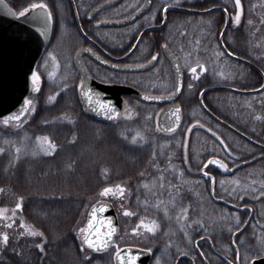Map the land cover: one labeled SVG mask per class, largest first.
Listing matches in <instances>:
<instances>
[{
  "label": "trees",
  "instance_id": "16d2710c",
  "mask_svg": "<svg viewBox=\"0 0 264 264\" xmlns=\"http://www.w3.org/2000/svg\"><path fill=\"white\" fill-rule=\"evenodd\" d=\"M241 3L243 15L239 24L234 22L237 12L234 0H194L192 8L203 11L227 8L230 20L224 37L227 50L264 74V0H241ZM173 15L175 23L184 24L175 28L173 51L206 69L197 68L198 79L191 73L185 75L180 101L184 125L178 132L169 136L162 133L157 127L162 109L137 101H131L127 108L131 117L125 114L126 117L114 123L88 120L80 107L76 76L68 61H63L61 75L67 81L58 79L52 83L44 73L34 97L36 111L29 121L16 128L0 123V148L5 149L0 153V189H3L0 207L14 209L19 197H23L22 207L16 211L17 228L27 224L43 233V236H31L18 233L21 228L8 230V244H0V264L108 263L105 256L86 259L88 251L81 246L78 235L87 210L101 198L99 194L107 186L126 185L128 208L135 213L132 221L141 218L157 221L158 236L164 238L199 229L202 206L207 214H214L210 198L217 194L210 193L212 180L208 176L202 184V170L211 172L215 181L235 179L246 185L247 165L231 178L219 176L223 169L218 165L203 168L212 158L222 160L229 168L242 165L251 159L254 148L209 117L200 107L199 94L211 86L259 89L262 76L245 64L231 61L222 52L218 39L225 24L223 12ZM216 63L229 71L230 65L235 66L232 73L241 70L242 74L236 75L233 83L219 85L217 69H213ZM222 92L231 93L214 91L204 96L207 108L251 140L264 141V100L250 113L245 108L247 97L263 96L264 91L240 95L243 97L237 99H222L218 96ZM53 95L55 100H49ZM219 107L227 108L228 112L220 111ZM194 110L206 120L198 118ZM192 114L197 118L192 119ZM137 132L141 136L133 143L132 137ZM39 136L53 140L57 145L54 153H34V140ZM17 147L21 149L19 159H16ZM246 192L237 190L232 195L245 197ZM182 208L187 209V219ZM2 223L0 219V226Z\"/></svg>",
  "mask_w": 264,
  "mask_h": 264
},
{
  "label": "flooded vegetation",
  "instance_id": "af4514ba",
  "mask_svg": "<svg viewBox=\"0 0 264 264\" xmlns=\"http://www.w3.org/2000/svg\"><path fill=\"white\" fill-rule=\"evenodd\" d=\"M5 1L17 14L31 3L39 2V0ZM193 1L43 0L52 13V32L49 46L56 47L62 72L63 61L69 62L76 76V91L84 115L85 112L81 106L79 96V85L84 79L75 65L78 54L82 55L83 64L91 78L99 84L129 86L148 95L167 97L174 91V72L164 56V45L166 44L167 48L181 63L185 85L186 70L183 68L181 57L173 51L175 28H181L184 24L181 22L175 23L173 14L189 13L190 10L203 11L192 8ZM144 9V13L135 20L123 25H114L130 20ZM46 51H44L45 54ZM157 54V59L152 60V56ZM224 55L231 61L236 62L225 53ZM102 61L118 68L114 69L102 65L99 63ZM150 63H153L152 68L143 72L133 73L121 70L122 67L125 68L126 66L145 67ZM234 70L235 66L230 65V71ZM263 81L264 78L262 77V86ZM153 86L157 88L149 92ZM181 98L179 100L180 104ZM123 100L125 103L124 112L117 119L118 121L124 118L130 102L137 101V99L126 97H123ZM137 102L144 104L140 101ZM145 105L162 109L158 117V123L163 112L171 106L170 104ZM208 111L210 110L208 109ZM255 142L262 144L264 147L263 140ZM253 148L252 157L247 162V196L242 198L233 196L232 192H236L235 190L230 188L228 191H224L221 187L222 181H212L210 183V193L217 194L210 198L214 203V214H207L205 206H202L199 213L201 220L199 229L186 230L180 232L179 235L164 238H159V232L150 236L149 242L152 245H150L151 258L149 264H254L256 260L264 258V255L261 254L264 248V195H261V191L264 190V148L256 145H253ZM241 168L239 166L228 167L224 169L228 172L225 173L220 170L218 173L219 176L231 178ZM203 172L204 170L200 172L203 178L202 184L206 183L207 178ZM227 193L231 195H226ZM100 200L103 199H98L96 202ZM111 203L114 205L113 202ZM127 209L129 210V208ZM237 218L240 221L239 223H237ZM121 231L120 227L117 238L121 235ZM133 232L139 233L140 231ZM123 236L126 240L119 245L120 250L129 247L143 249V251L149 249L129 239L130 235L124 234V232ZM138 236L141 241L143 236ZM115 242L113 248L108 252L92 253L86 250L92 259L105 256L108 262L111 261V254L115 251L112 258L114 263L117 249Z\"/></svg>",
  "mask_w": 264,
  "mask_h": 264
},
{
  "label": "water",
  "instance_id": "95a60500",
  "mask_svg": "<svg viewBox=\"0 0 264 264\" xmlns=\"http://www.w3.org/2000/svg\"><path fill=\"white\" fill-rule=\"evenodd\" d=\"M224 8L222 7H214L204 11H194L190 10L189 13L197 14V15H205L209 13H214L216 11H223ZM145 9L138 12L135 16H133L130 20L124 21L122 23H117L114 25H123L129 23L144 13ZM15 13L13 9L8 5L5 0H0V117L7 115L10 112L16 111L20 104L23 102L24 98H32L37 93L32 90L31 87V73L36 72L39 63L41 62L44 51L47 49L50 40H51V30H52V21L50 20L47 24V32L45 34L43 30V23L42 19L33 20V16L37 15V12L30 11L29 13L25 14V17H19L17 15H13ZM39 15L41 18L44 15L43 10H39ZM225 26L220 32L219 36V45L222 48L223 52L228 55L231 59L235 60L236 62H240L245 64L254 70H256L263 78L264 75L257 69L253 64L247 62V60L237 57L227 50L224 44V37L229 27V15L227 14ZM164 56L169 62L170 66L173 68L174 72V91L172 94L164 97V99H146L145 97H156L152 95L145 94L141 91H138L129 86H118V85H102L91 78L88 71L86 70L83 61L82 55L78 54L75 59L76 69L78 70L81 77L86 81L87 85L90 86L96 93H99L101 99L105 101L111 102V105L115 107L117 112H119L118 116H114V118L109 119L107 116L97 112L94 108H91L84 100L81 95V91L79 93L81 106L84 109L85 115L87 118L92 120H100L103 122H115L119 119L124 112L125 103L123 97L134 99L140 101L144 104L149 105H165L170 104L169 108H167L159 120V128L160 130L166 126H171L175 121V116L173 115L172 110L176 107L181 109L180 121L179 125L174 132H166L162 131L164 134H173L180 130L181 126L183 125V109L179 100L183 94L184 90V74L181 63L179 59L168 49H164ZM102 65L108 66L110 68L117 69V66L110 65L104 63V61L99 62ZM153 63L144 66H126L125 68L122 67L121 70L125 72H143L150 68H152ZM264 82V81H263ZM180 85L179 90H177V85ZM214 91H228L231 93H235L239 95H252L258 94L264 91V84L261 88L256 90H240L229 86H212L207 87L199 97V104L201 108L215 121L219 123H223L219 118H217L213 113L208 111L207 107L204 105L203 97L205 94ZM26 114L24 117L21 118V121L27 117ZM227 128H229L232 132L236 135L241 137L242 139L246 140L247 142L262 147V144L251 140L247 136L241 134L239 131L234 129L233 127L229 126L228 124L223 123ZM242 165H247L242 164ZM98 203H102L106 205L105 211H98L97 212V220L94 221V230L99 229L101 233L105 232L109 228L108 221H111V226L116 229V231L112 235L111 242L107 248L101 249L99 251L95 249L89 248L87 245L83 247L87 250L96 253H104L108 252L113 248L114 242L119 235L120 227L118 222V217L116 215L114 206L108 200H100L95 202L93 205H97ZM92 205V206H93ZM92 206L87 214V218L85 223H83V227L87 225L89 214L92 210ZM80 242L82 244V238L80 233ZM132 249L134 254L139 253V259L137 264H149L151 253L139 248L129 247ZM129 248H125L121 250V254L124 255L127 253ZM114 263L118 264L116 255L114 257ZM254 264H264V258H260L254 262Z\"/></svg>",
  "mask_w": 264,
  "mask_h": 264
},
{
  "label": "snow or ice",
  "instance_id": "6c2138e0",
  "mask_svg": "<svg viewBox=\"0 0 264 264\" xmlns=\"http://www.w3.org/2000/svg\"><path fill=\"white\" fill-rule=\"evenodd\" d=\"M234 4H235V8L238 9V11L236 12V14L234 16V22L236 24H239L241 21V16L243 15V5L241 3V0H234ZM39 10H43V12H44V15L42 18L39 15ZM30 11L37 12V15L33 16V20L42 19L43 30L46 34L47 24L52 18V13L48 9V5L46 3H44L43 0H39V2L31 3L27 7L23 8V10L20 11L18 14L14 13V12L12 14L18 15L19 17H25V14L29 13ZM165 11H166V9H165ZM223 11L225 12V15L227 16L228 9L224 8ZM249 23H251V21H249ZM164 47L167 48V45L165 44ZM50 55H52V54H50ZM157 56H158V54L153 55L152 60H156ZM52 59L55 60L54 55L52 56ZM57 66H58V64H57ZM198 67H200L202 70H206V69H203L202 66H200V65H197L195 67H191L190 72L197 79H198V76H196V73H197ZM221 75H223V73H221ZM30 81H31L32 90L35 92H38L40 81H41L40 75L37 72H32L31 77H30ZM79 87H80L82 97L84 98L85 102L91 108H94L97 112L107 116L109 119H112V118H114V116L119 115V112H117L115 107L111 105V102L101 99L99 96V93H96L94 91V89H92L90 86H88L85 80H82L80 82ZM176 87H177V90H179L180 85L178 84ZM188 87L191 88L192 84H189ZM145 98L146 99H164V97H162V96L145 97ZM49 100L54 101L55 95L50 96ZM34 111H35L34 101L30 98H24L23 102L20 104L19 108L16 111L10 112L7 115L0 117V123H2L4 126L15 125L16 127H20L21 118L24 117L29 112H34ZM180 111H181V109L179 107H176L174 110H172L173 115L175 116V121L171 126H166L163 129H161L162 131L174 132L176 130V128L179 125V121H180V115H179ZM157 127H159V125H157ZM209 131H211V129H209ZM140 136H141V134L139 132H137L136 136L132 137V142L135 143L137 141V137H140ZM36 140H37L38 146L41 148V150H43L47 154H51L57 148V145L48 136H39L36 138ZM4 151H5V149L0 148V153H3ZM20 152H21V149L19 147H17L15 149L16 159H19V153ZM209 165H218L221 169H227L228 168V165L226 163H224L222 160L216 159V158L208 159L207 163L203 165V168L207 169ZM105 171H107V170H105ZM203 174L205 176H208L213 182L215 181V177L212 176L211 172L204 171ZM235 183L239 184V181L237 180V181H235ZM0 191H3V189H0ZM99 195L101 197H108V196L124 197L125 187L123 185H119V184H117L115 186H107L101 190ZM261 195H264V190L261 191ZM22 202H23V197H19V202L16 203L14 209H9L6 207H0V219H3V220L12 219V217H14L16 215V209H20L22 207ZM145 203H147V202L145 201ZM158 206H159V204L157 205V207ZM105 210H106V205L102 204V203H98L97 205L92 206V210H91L89 217H88L87 225L85 227H82L79 229V232L81 233V238H82V245H81L82 247L84 245H87L89 248L99 251V250L107 248L109 246V243L111 242V239H112V235L116 231V229L111 226V221L110 220L108 221L109 228L107 231L101 233L99 231V229L94 230V221L97 220V212L98 211L102 212ZM165 211L167 212V209H165ZM181 212L183 213L184 219H187V209L182 208ZM9 213H10V215H9ZM124 214L125 215H134L135 213H133L129 210H125ZM177 218L179 219V217H177ZM239 222L240 221L237 218V223H239ZM140 226H142L147 232H150V233H155L159 228V224L157 223V221L150 220V221L146 222L145 219L141 218L137 229H134L133 231H138ZM7 227H11V224H8ZM23 227H24L25 231L27 232V234H29L31 236H37V235L43 236L42 232H38L32 226L24 224ZM8 241H9L8 233L7 232L0 233V244L7 245ZM39 247H40L41 251H43V245H40ZM146 251L150 252L151 249L149 248ZM116 258H117L118 264H137V261L139 259V253L134 254L132 252V249L129 248L127 250V253L122 255L121 250L119 249V247H117Z\"/></svg>",
  "mask_w": 264,
  "mask_h": 264
},
{
  "label": "rangeland",
  "instance_id": "374dc122",
  "mask_svg": "<svg viewBox=\"0 0 264 264\" xmlns=\"http://www.w3.org/2000/svg\"><path fill=\"white\" fill-rule=\"evenodd\" d=\"M237 11H238V9H237ZM234 16H235V14H234ZM50 54H52V55H50ZM53 55L55 56V60L52 59ZM181 62H182L183 68L186 70V73L187 74L191 73L190 72V68L191 67H195L193 62L186 55L182 56ZM57 64H58V66H57ZM216 64H217V66L214 67L213 69H217V70H215V73L217 74V82L216 83L219 84V85H221L220 83H225V82L227 84L228 83H233V79L235 78V76L237 75V77H238V76H240L242 74L241 70H240V72L237 70L236 73H232L229 70H224V67L221 66V65L219 66L218 63H216ZM36 72L41 77L39 89H40L41 84H42L41 82H43L42 77L44 76V73H46L47 78L52 83H55V81H59V80L60 81H62V80L64 81L66 79V77L63 78L61 76L63 74V72H62V67L60 65V58H59V56L57 54V51H56V47H54V46L52 47V45L49 46V49L46 51V54L44 55V57H43V59H42V61H41V63H40V65H39V67H38ZM221 73H223V75H221ZM66 81H67V79H66ZM156 88L157 87L153 86L152 88H150V90L149 89L148 90H149V92L150 91L152 92ZM157 90H159V89H157ZM218 96L220 98H222V99L223 98L237 99V98L243 97V96H240L239 94L237 96L235 95L236 96L235 97L234 94L225 93V92L218 93ZM31 99L34 101V107H35V111H36V101H35L34 97L31 98ZM242 99H244V98H242ZM217 100H218V98H217ZM263 100H264V95L263 96L262 95L261 96H256V97H247V99L245 100V108L247 109L248 113H250L252 110H254L255 106L257 107L259 105V103L261 101H263ZM127 108H129V106ZM219 110L224 112V113L228 112V109L225 108V107H219ZM35 111L34 112H29L27 117L24 120L21 121V124L24 123V122L29 121L30 118L35 114ZM195 113H197L198 116L201 115L197 110H194V114ZM125 114L128 117L132 116L129 113V109H127ZM197 115H193L192 114L190 116H192V119H193V118H197ZM198 118H200L202 120H206V118L204 116H199ZM256 118L258 119L259 116L256 117ZM15 128H16V126H15ZM34 143H35L34 144L35 147H33L34 148V150H33L34 153L39 154V155L40 154L47 155V153H45L43 150H41V148L38 146L37 140H34ZM54 152H52V153H54ZM225 172H228V170H225ZM235 181H237V180L233 179L231 181H227L225 179H222L223 183L221 185L222 186H226L229 189L231 188V190H235L236 189V191L238 190L239 193L240 192H244L245 193L247 191V188H246L247 186L246 185H242L240 182H239V184H237V183H235ZM119 185H122V184H119ZM123 186L125 187V195H124V197L108 196V197L99 198V199L109 200L110 202L112 201L114 203V207H115V210H116L115 212H116V215H118L119 222L121 224L120 227H121V230H122L121 231V235L116 239V242H115L116 243L115 244L116 248L119 247L120 244H123L124 241L126 240L124 238V236H123V232H124V234L130 235L129 239L133 240L136 243H139L140 246H145L146 248H151L150 245H152V244L149 242V238H150V236L155 235L159 231V228H158V230L155 233H150V232H147L142 226H140L139 230H138V231H140L139 233L133 232L134 229H137L140 220L134 222L135 220L132 221V219L135 218L134 215H125L124 214L125 210H128L127 208H128V202H129L130 198H129V195H128V189L126 188V185H123ZM17 210L18 209H16V211ZM87 212H88V210H87ZM9 215H10V213H9ZM16 215H17V213H16ZM16 215L14 217H12V219H10V220L1 219L3 221V223L0 226V233H2V232H7L8 233V230L17 231L18 229L21 228L20 230H18V233L20 232V233H23V234H27V232L25 231V229L23 227L24 224H21L20 228H17L18 226H16L17 225L16 224V222H17ZM86 215L83 217V223H85V221H86ZM145 221L146 222L150 221V219H145ZM83 223H81L82 224L81 228L84 225ZM8 224H11V227H7ZM130 229H131V231H129ZM79 234H80V232L78 230V235ZM138 235L143 236V239H141V241H140ZM137 239H139V240H137ZM114 252H112V254H111V261L106 263V264H114L113 263V259H112ZM261 254L264 255V248L262 249ZM85 258L86 259H91L90 254L89 253L86 254ZM91 264H100V262H95V263H91Z\"/></svg>",
  "mask_w": 264,
  "mask_h": 264
}]
</instances>
